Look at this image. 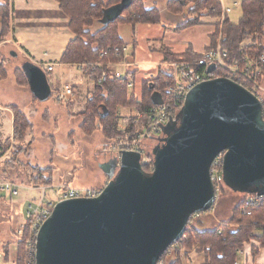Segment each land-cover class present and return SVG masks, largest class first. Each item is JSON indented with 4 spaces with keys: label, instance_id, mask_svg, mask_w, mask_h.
Listing matches in <instances>:
<instances>
[{
    "label": "water",
    "instance_id": "water-1",
    "mask_svg": "<svg viewBox=\"0 0 264 264\" xmlns=\"http://www.w3.org/2000/svg\"><path fill=\"white\" fill-rule=\"evenodd\" d=\"M131 1L102 22L119 18ZM23 73L39 101L52 96L40 66L27 62ZM152 98L163 103L156 92ZM163 132L151 173L139 153L123 152L101 167L109 182L99 197L56 205L39 232L37 264H158L191 217L214 208L210 170L221 154L227 188L264 195L263 104L239 84L218 78L197 86Z\"/></svg>",
    "mask_w": 264,
    "mask_h": 264
},
{
    "label": "rangeland",
    "instance_id": "rangeland-1",
    "mask_svg": "<svg viewBox=\"0 0 264 264\" xmlns=\"http://www.w3.org/2000/svg\"><path fill=\"white\" fill-rule=\"evenodd\" d=\"M240 1L241 0H219V2L223 4V7L231 8L232 13H230L228 16H224L223 8L221 6L222 14L220 17L217 16L212 18L206 16L201 17L199 25L190 26L186 29L181 27V25L185 23V19H181V17L165 11L162 12L163 21L160 24H155V25L138 24L139 26H137L135 29L136 38L133 39V40H137V44H136L137 46L134 45L133 49L131 50V52L133 53H135L136 51L137 64H134L133 66L130 65L131 67L130 70L137 71L136 92L138 94H142V93L144 94L145 91L143 89L145 88V85L147 83H144L143 85L142 81L145 80V77L148 78L149 76L151 77V75L154 74V71L159 70L160 67H162L163 69H165L166 67L165 70H167L168 66L165 65L164 63L166 64L172 63L165 60V54H164L165 48L169 49L170 52L175 56H181L186 54L191 55L193 54V52L196 53V51H203L208 47L207 45L211 42L210 35L212 33H215L216 31L215 24H218L219 22L223 24L224 20L227 19L228 17L232 23L235 24L238 23L242 17V10H241L242 2ZM42 2L43 0H28V3H32L33 5L36 6L42 5ZM151 2L154 4V6H157L159 4L157 6L159 10H160L159 7L162 6L163 8L162 5L163 0H152ZM235 2L240 3V7L238 8L233 7V4ZM50 4H53L52 8L43 5L44 8L38 7L30 11L29 14L27 10H24L18 4V14L17 12H15L14 15L16 18L15 19L16 28L20 33V39L23 41L26 47H29L27 45V41H29L32 47H34L32 54L34 55L33 59L35 61H40V55L41 54L43 55L45 53H49V56L48 58L44 59V62L55 61L60 51L67 45L68 41L71 38H73L72 33L68 28V23H69L68 18L59 8H57V6L53 2ZM4 5L6 4L3 3V6ZM5 7L9 11V15L7 19L8 22L5 25V27L2 28V34H0V85L6 82L7 83V84L5 83L6 86H10L11 88L15 86V89H17L18 87L25 92V96H27L28 99L26 97H24V99L21 98V101L19 102L20 104H18V106L10 105L8 107H10V109L11 108L18 109L29 122V128L27 129L26 135L22 140H17L14 143L13 142L10 143V148H9L10 152L5 157L6 165L0 163V176L14 180L15 179L21 180L23 179L22 177L26 175L28 184L31 185L30 181L34 182L33 180H31V178L33 177V172L31 169L36 167L40 168L39 166H36L35 163H39L41 160L33 161L31 159V151L33 148L32 147L30 148V146L34 145L33 153L39 155L42 161H44V153L49 149H46V147L42 148L43 140L46 142L47 145L48 144L51 145L56 141L57 147H59V144L63 146L64 143H68L70 149L65 150V152L68 154L73 153L74 155L82 159L84 163L83 169L77 174H75V179L72 184V186H74L73 188L98 189L103 191L108 185L109 180L106 179L104 183H102L103 179L99 180L95 174L99 173L97 175L102 176L99 171L101 167L107 163H110L112 160L115 159V157L118 156L115 149L112 148L114 141L108 139L106 134L103 133L101 129L93 130L87 126H84L83 128H79L81 121H84V117L82 113L83 111L82 107H84V101L82 100L80 106L75 107L74 109L70 108L68 111H70L71 114L68 113L66 108L67 107L66 105H68L69 107L73 105V102L71 101L76 99V94H75V98L70 100L69 101L70 103L68 104L56 103V99H55L56 92H54L51 97L47 98L44 101L49 109V113H47V115H50L52 119V128L54 129L53 130L54 136H51L49 134V131L48 134L43 133V131L40 128L36 127L37 124L36 120L39 119L41 115H43L41 113L42 111H44V109L42 108H44L45 105H41L37 103L33 98L30 97L28 93V85L21 71V66L23 67L28 62V60L20 52L15 42V34H13L14 30L11 27V20H10L12 13L10 4L7 3ZM191 8H193L192 5L191 6L188 5L184 10H182L184 11V13L179 12L180 14H184L186 18L188 17L187 21L193 18V15H190L189 12V9ZM169 10L171 9L169 8ZM1 15H2V10H0V18ZM104 25L105 24L101 22V24H98L93 29H90V31L92 33L93 32L95 33ZM122 35L125 40L130 39L132 35V27L124 28L122 30ZM221 36L222 35H220L219 38H221ZM219 41L220 39L218 40V42ZM134 49L136 50L134 51ZM12 51L17 53L19 52L20 53L19 56L17 58L13 57L11 55ZM206 52L207 51L205 50L203 55ZM161 53H163L164 55V61H162ZM114 56H116L117 59V61L113 62L114 64L119 63L121 60L122 61L124 60L123 55H118V56L114 55ZM200 60L201 59L194 62H190V61L187 62L197 63ZM104 62L106 63L109 61L104 60ZM56 63L57 65L55 66V71L50 73L49 75V81L52 88H57V82L59 81L62 82V83H58L59 85L68 84L73 87L74 85H78L77 83L78 82L80 83V81L82 82V87H84V85L88 84V81H90L89 77L84 75L83 64H81L80 67L78 66L70 67L69 70L65 72L64 77L61 78L59 61ZM163 65H165V67ZM120 69L121 68H119V70ZM14 76H16V80ZM152 80L155 79L151 78L149 82H151ZM263 80L264 77H262L260 82L261 84L260 93L264 98ZM94 84L95 83L93 82L92 91H90L89 94L87 93V95L89 96L88 98H92V96L94 97L97 94L98 85H95L94 87ZM82 87L79 86V88ZM15 89L9 90L8 93L10 97L14 95ZM129 92L132 91L129 90ZM22 95L24 94L22 93ZM87 95L86 93L81 94L80 99H82L83 96H87ZM77 103L79 104V102ZM119 107L120 109L122 108L124 112V109L129 107V105H120L116 108L115 116L113 120L116 124V130L117 129L121 130L120 128L124 124L126 125V122H123L121 120V116L123 115V113L120 111ZM37 112L38 114H35ZM13 113L15 114L14 111ZM35 115H37L36 118ZM95 126L99 127L98 120H96ZM8 127L9 125L7 124L6 129L1 132L3 135H6L8 133L9 131ZM119 133L121 134L122 132L120 131ZM118 135L119 134L114 135V137ZM41 137L43 138V140L40 141ZM30 140H32V142ZM158 145L159 142L157 143L153 141L145 142L147 155H146V162L143 164V168L147 169L144 170L148 173H151L153 171L154 157L152 155V152L154 148ZM20 165L21 166L24 165L23 166L24 170L15 173L14 169H19ZM103 176H106V174L103 173ZM221 190L222 192L218 195L214 208L210 212L211 215H209V212H207L204 213V215H202L201 217H198L196 220L190 221L189 225L191 227L197 228V225H199L202 221L204 223H207L208 225L210 224L211 226L216 225L218 224V222L223 221L224 224L222 227L228 228L230 230H234L237 228V225H233L234 224L233 220H237V218L242 216L250 218V216H246L243 214L242 207L241 210L239 209L240 211H238L237 209L238 206L240 205L243 195L236 193L234 190L227 188L225 185L222 186ZM53 191L56 192V190L49 189L47 193L53 197L54 195ZM39 196H40V191L31 192L28 189L22 187L20 190V195L18 197H14L12 200L10 199L9 196H3V197L6 198V201L9 202L10 205H12L13 210L21 219L24 217L28 204L33 203L37 198H39ZM16 226L17 225L15 223L13 228L14 229L17 228L16 230H18L19 227ZM0 240L6 241L5 237H3L1 234H0ZM180 249H181L180 245L176 246L169 253L167 259H164L165 264H170L171 258H174L176 260L174 264H180L181 263L180 255L182 253H189L195 251V250L191 251L190 249L189 250H184V249L180 250ZM195 252L198 253L197 251ZM11 253L12 256H14V254L16 253L15 249H13ZM239 260L240 258L237 260V262H239Z\"/></svg>",
    "mask_w": 264,
    "mask_h": 264
},
{
    "label": "trees",
    "instance_id": "trees-1",
    "mask_svg": "<svg viewBox=\"0 0 264 264\" xmlns=\"http://www.w3.org/2000/svg\"><path fill=\"white\" fill-rule=\"evenodd\" d=\"M53 1L59 5V9L68 18V28L73 36L62 55L61 62L83 64L84 74L95 85H98L97 81L102 73H107L106 82L97 86L96 96L88 99L83 113L82 128L87 126L93 130L101 129L108 139L114 141V147H116L124 136L123 132L121 135L116 130V124L113 121L116 108L120 105H137L140 112L146 113L155 106L152 98L155 92L160 94L163 99L167 96L170 77L165 72H161L155 80L147 81L143 89L145 92L144 94L142 93V104L138 105L137 97L134 92H129L127 82L116 80L114 71L104 66L94 69L93 64L105 63L104 60L117 61L116 56L113 54H109L107 58L102 59L101 52L124 46L119 34L121 26L160 24L162 23L161 14L156 8L148 9L145 0H132L130 6L123 11L119 18L102 26L97 32L92 33L90 29L101 24L105 19V12L121 4L123 0ZM188 5L193 7L189 11L193 18L182 26L184 29L199 25L201 17H220L222 14V5L219 0H173L170 2L169 8L173 13H184L182 10ZM5 6L0 5V10H2L0 34H2V28L8 22L9 11ZM241 10L242 17L238 23H232L227 18L223 24L221 22L215 24L216 31L211 36V45L207 51L216 48L219 37L222 35V48L229 53L232 60H237L245 65L247 62L254 61L264 55V0H242ZM164 54L165 60L169 62H178L180 60L194 62L201 59L203 55L193 52L191 55L175 56L166 48ZM262 77H264V72L260 77V81ZM13 111L15 112L14 140H22L29 128V122L18 109L14 108ZM96 120L99 121V127L95 126ZM113 134L119 135L114 137ZM10 143L11 140H7L4 145L0 146V157L9 150ZM31 170L33 172L31 180L34 181H30L31 185L36 187L51 185L52 172L50 169L36 167ZM241 207L242 204L238 206V211L241 210ZM233 223V225H237L234 230L220 226L218 230L204 233L188 225L185 235L175 245H180V250L190 249L191 251L195 250L198 253L205 254V264H236L239 259L238 252L249 244L253 239L254 233L258 230L264 231V206L255 209L250 218L242 216L237 218V220H233ZM220 229H222V234L218 233ZM255 254L254 250L253 255ZM168 256L166 253L163 259H167Z\"/></svg>",
    "mask_w": 264,
    "mask_h": 264
},
{
    "label": "built area",
    "instance_id": "built-area-1",
    "mask_svg": "<svg viewBox=\"0 0 264 264\" xmlns=\"http://www.w3.org/2000/svg\"><path fill=\"white\" fill-rule=\"evenodd\" d=\"M233 7H240V3L235 2ZM232 13L231 8H224L223 15L228 16ZM222 37L214 49L207 51L197 63H189L183 60L167 64L169 70L167 75L170 77V85L167 89V96L163 99L161 105H155L146 113L137 112L130 117L128 126L124 128L122 140L114 148L117 157L122 156L123 152L139 153L142 157L141 162H146L147 149L145 142H159L165 135L163 128L174 121L184 107L187 95L202 83L218 78H228L241 87L245 88L255 95L263 104L264 116V98L260 93V77L264 72V55L247 64H241L237 60H232L227 51L222 48ZM128 46L115 47L113 49L101 52V58L105 59L109 54L123 55V65H127L125 60L128 54ZM41 58H48L45 53ZM38 66L45 69L47 73L54 70V65L46 64L44 61L37 62ZM105 63L99 62L93 64V68H102ZM215 67L210 72L211 67ZM116 80L127 82L129 90L135 88V81L129 74L117 73ZM107 80V73L103 72L99 77L97 84L103 85ZM75 98L74 87L68 84H60L56 91V102L65 103ZM224 154L219 155L213 162L210 176L215 189L216 197L222 192L224 183ZM21 185L13 181L0 182V197H18L20 195ZM40 191L39 198L28 204L24 214V222L15 230L10 240L6 243L0 241V264H37V242L41 228L51 217L54 208L58 203L73 199H93L101 195L102 190L98 189H74L69 186H63L56 189L53 197L47 193L48 187L37 188ZM264 206V195H247L242 203L243 214L252 216L255 209ZM204 214H195L190 221L196 220ZM189 221V222H190ZM219 234L223 232L219 230ZM176 247L174 244L169 248L167 254ZM15 249L16 253L12 256L11 251ZM239 258L243 256L242 251L238 252ZM158 264H165L162 258ZM236 264H239L237 262Z\"/></svg>",
    "mask_w": 264,
    "mask_h": 264
},
{
    "label": "crops",
    "instance_id": "crops-1",
    "mask_svg": "<svg viewBox=\"0 0 264 264\" xmlns=\"http://www.w3.org/2000/svg\"><path fill=\"white\" fill-rule=\"evenodd\" d=\"M151 1L152 0H145L146 6L148 9L156 8L160 12L161 17H162V12H164V11L170 12L173 15H177V16L181 17V19H185V23L183 25L186 24L188 17L186 18V16H184V14L173 13L169 10V4L173 0H163V2H162L163 8H162V6L159 7L160 10L157 8V6L159 4L157 6H154V4ZM52 2L57 6V8H59L58 4L53 0H43L42 5H37V6L33 5L32 3H28V0H9V1L8 0H0V5H3V3L6 5H7V3L10 4V8H11V12H12L10 20H11V27L14 30V32L13 31L12 32H13V34H15V42H16V45L18 46L20 52L24 55L25 58H27L28 62L31 61L34 64H38L37 62L44 61V59L41 58V56H42V54H41L40 55V61H35L33 59L34 55L32 54L34 47H32V45L29 41H27V45L31 48L26 47V45L20 39V33H19L18 29L16 28V24H15L16 18L14 16L15 12H17V14H18V4L20 5L21 8H23L24 10H27V12L29 14L30 11H32L38 7L44 8V6H49V8H52L53 4H50ZM240 2H242V0ZM221 5H222V8L224 9L225 7H223L222 3H221ZM189 11H190V9H189ZM228 19H229V17H228ZM162 21H163V17H162ZM20 22H22V21H20ZM139 25H136L135 27H133L131 25H124V26H121V28L119 29V34H120V37L124 43V46H128V48H129V53L126 55V58H125L128 66L123 65L124 60L123 61L121 60L119 63H115V64L113 63V61H109V62H106L104 65V67L114 71L115 74H117V72H118V73L129 74L131 76V78L135 81V88L133 90H130V91L134 92V94L136 95V97H137L136 101H137L138 105L142 104V101H143L142 100V94H138L136 92L137 71L136 70H130L131 69L130 65L133 66L134 64H137L136 51H135L136 49H134L135 53L131 52V50L133 49V46L137 44V40H133V39L136 38L135 37V29ZM149 25H155V24H149ZM183 25H181V27ZM126 27H132V35H131L130 39H128V40H125L123 38V35H122V30ZM213 34L214 33H212L210 35V37ZM72 39L73 38H71L68 41V43ZM210 41H211V39H210ZM68 43H67V45H68ZM67 45L60 51V53L57 55L55 61L45 62L46 64L56 66L57 65L56 62L59 61L61 78L64 77L65 72L68 71L70 67H73V66L80 67V65H77V64H67V63L61 62L62 55H63ZM210 45H211V42L207 46L209 47ZM207 48L205 49L206 51H207ZM205 50L196 51V53L201 55L205 52ZM13 54L15 56H13ZM19 54H20L19 52L18 53L14 52V51L11 52V55L13 57H16V58L19 56ZM47 54L49 56V53H47ZM161 54H162V61H164V55H163V53H161ZM164 64L167 65L166 63H164ZM165 65H163V66L165 67ZM119 68H121V69L119 70ZM165 69H166V67H165ZM165 69L160 67L159 70H155L154 74L151 75V77L149 76V78L150 79L151 78L156 79L161 72H165L167 74L169 68H167V70H165ZM43 70L45 71V69H43ZM21 71L23 73V67L22 66H21ZM54 71H55V67H54V70L52 72H54ZM133 72H135V73H133ZM45 73H46L48 81H49L50 73H47L46 71H45ZM23 76L27 82V79H26L24 73H23ZM14 78L16 80V76H14ZM149 78L145 77V80L142 81L143 85H144V83H146L147 81L150 80ZM5 83L6 82H4V84L0 85V134H1L0 146L4 145L7 142V140H11V142H13V143L15 142V140H14V113H13V109L12 108L10 109V107H8V106H10V105L18 106V104H20L19 102L21 101V98H23V99H24V97L27 98V96H25V92L23 90H21V88L17 87V89H15V86H13L11 88L10 86H6ZM58 83H62V82L61 81L57 82V88H52V86L50 85L51 90H52V94L57 91V89L59 87ZM84 83H85V81H84ZM27 84H28V82H27ZM49 84H50V81H49ZM77 84L78 85H74V90H75L77 100L75 99V100L71 101V102H73V105H71L70 107L68 105H66L67 106L66 108H67V111L70 108L74 109L75 107L80 106L82 103V100H83L84 101V107H82L83 108L82 113H84V110L86 109V105H87V102L89 99L88 98L89 96L87 95V93L89 94V92L92 91L93 82L88 81V84L84 85V87H82L81 81H80V83L78 82ZM263 84H264V80H263ZM79 86L82 88H79ZM94 87H95V84H94ZM10 89H13V90L15 89V91H14L15 93L11 97L8 93ZM13 90H12V92H13ZM22 93L24 95H22ZM28 93H29L30 97L33 98L37 103H39L41 105H45V107L42 108V109H44V111H42V113H41L43 115H41V117H39V119L36 120L37 121L36 127L40 128L43 131V133L48 134V131H49V134L51 136H54V134H53L54 129L52 128V119H51L50 115H47V113H49V109L46 106L45 102L39 101L34 96V94L31 92L29 86H28ZM84 93H86L87 96H83V98L80 99V95L84 94ZM10 99H12V100H10ZM77 102H79V104ZM68 103H70V102L69 101L65 102V104H68ZM58 104H62V103H58ZM119 109H120V107H119ZM125 109H124V112H123L122 108L120 109V111L123 113V115L121 116V120L123 122H126V125L124 124L120 128L121 130L117 129L119 132L121 131L123 133H124V131H123L124 128L127 126V123L130 120V117L134 116L138 111L140 112L137 105L135 107L129 106ZM68 113L71 114L70 111H68ZM35 114H38V112ZM36 116L37 115H35V118H36ZM42 118H43V120H42ZM7 124L9 125V127H8L9 131L6 135H3L1 132L6 129ZM82 125H83V121H81L79 128H82ZM41 140H43L42 137L40 138V141ZM30 141L32 142V140H30ZM31 147L34 149V145L30 146V148ZM43 147H46V149H49L48 151H45V153H44V161H42V159L40 158L39 155H36L35 153H33V149L31 151V159L33 161L34 160H36V161L41 160L39 163H35V165L39 166L42 169H48L49 168L51 170V172H52V183H51V185H49V187L48 186H46V187H48L51 190H56V189L63 187V186H69V187L73 188L74 186H72V184H73L74 179H75V174L80 172L84 167V163H83L82 159H80L78 156L74 155L73 153L68 154L65 152V150L70 149V146L68 145V143H64L63 146L59 144V147H57L56 141H55V143H52L51 145H49V144L47 145L46 142L43 140L42 148ZM112 148L113 149L115 148L114 143L112 145ZM9 152H10V149L0 157V163H3L4 165H6L5 157L8 155ZM23 166L20 165L19 169H14V172L16 173V172L24 170ZM99 171H100L102 176L97 175L99 173H97L95 175L99 180L103 179L102 183H104V181L107 179V176H103L104 172L102 171V169H100ZM101 177H103V178H101ZM22 178L23 179H21V180L20 179L14 180V179H9V178L0 176V182L11 180V181H15L18 184H20L21 188L24 187L31 192L39 191V190H37V188H40L39 186L36 187L34 185L28 184L26 175H24ZM240 195H243V198L241 199V202H240V204H242L243 201L245 200V197L248 194H240ZM13 198L14 197H10L11 200ZM210 212H209V215H211ZM241 214H242V212H241ZM23 222H24V217L20 219L18 217V215L16 214V212L13 210L12 205H10V203L6 201V198L0 197V234L3 237H5V239H6V241H2V240H0V241H2L4 243L8 242L10 240L12 234H14L15 230L17 229V228H15V229L13 228L14 224L16 223V225H17L16 227H19V225H21ZM223 224H224V222L222 221V222H218V224H216V225L211 226L210 224L208 225L207 223H204L202 221L199 225H197V230L199 232H202V233L212 232V231L218 230L220 226L221 227L223 226ZM220 230H222V229H220ZM254 250L256 252L255 255H253ZM242 252L244 255H243V257L240 258L239 264H264V231H259V230L256 231L253 235V239L249 242V244L245 245ZM170 260H171L170 264H174L176 262V260L174 258H171ZM180 262H181L180 264H205L206 257H205V254H200V253H196L195 251H192L189 253H182L180 255Z\"/></svg>",
    "mask_w": 264,
    "mask_h": 264
}]
</instances>
